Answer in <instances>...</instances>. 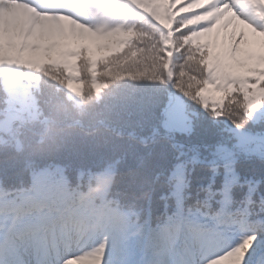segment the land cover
Here are the masks:
<instances>
[{"label": "snow or ice", "instance_id": "obj_1", "mask_svg": "<svg viewBox=\"0 0 264 264\" xmlns=\"http://www.w3.org/2000/svg\"><path fill=\"white\" fill-rule=\"evenodd\" d=\"M0 20L9 39L7 47L0 44V144L17 152L23 151L27 126L41 122L42 112L39 77L13 65L38 71L60 65L71 72L83 61L98 96L129 81L132 86L117 90L109 104L118 135L145 108L157 123H187L191 105L197 117L203 113L238 129L241 120L264 128V53L249 50L264 47V0H0ZM142 21L157 29L159 47L136 46L154 38L139 26ZM178 51L185 63L176 71ZM65 83L83 95L82 81ZM119 163L85 173L71 155L38 167L26 161V179L6 168L0 264H149L153 258L160 264H248L261 243L258 231L208 253L230 236L236 205L251 208L258 201L264 212V180L240 176L218 159L208 162L209 183L160 224L148 209L140 220L135 205L124 211L120 200L107 198ZM120 174L128 193L150 204L151 193L142 190L137 173ZM86 175L89 186L95 179L105 187L99 206L76 200ZM69 212L88 222L81 238L64 231Z\"/></svg>", "mask_w": 264, "mask_h": 264}, {"label": "trees", "instance_id": "obj_2", "mask_svg": "<svg viewBox=\"0 0 264 264\" xmlns=\"http://www.w3.org/2000/svg\"><path fill=\"white\" fill-rule=\"evenodd\" d=\"M79 68H81V71H82L81 81L84 83V91H83V95L80 96V98L82 97L83 99V105L81 104L79 106L80 108H83V110L82 112L78 111V114L81 113L85 115L84 116L77 115L75 118L80 119L83 122H88V121L96 122L98 119H103L101 118V116H103V117H106L107 120L109 119L113 121V117L107 116L109 115V113L105 111V108L109 107V104L111 101V98H109L108 96L106 97L107 92L106 94L104 93L107 89L99 96L94 94L93 90L87 87L88 85L91 84L92 77L88 73L87 67L83 61H81V67ZM23 72H24L23 74L30 73L34 77H39L40 88H39V91L36 92V95H37V99L39 102V107L42 112L41 118H54L57 120V118L65 114L64 110L66 109V107L70 105L72 102H75L71 100V98L76 97L77 94H75L74 92L68 89L67 83L65 82L70 81V80H68L65 77V75L50 74V75L56 76V78L52 80V79H46L44 74L41 75L42 72L38 71L35 68L27 67V69H23ZM121 84L122 85L113 84V86L111 87V89H113V92H116L117 90L122 89L126 86H132L129 81H123ZM59 92H64L68 96L67 100L69 101V103L63 102V100L60 98ZM85 94H90V95H85ZM59 106L60 108H58ZM190 108L192 111H194L192 109V105L190 106ZM76 111L77 110L74 109L73 113ZM73 113L71 112L70 115L72 116ZM143 121L146 123L147 119H143ZM133 122L135 123L134 128H137L136 121H133ZM241 125L242 126L239 129H241L244 133L256 134L259 137V140H256V143L259 145V147L264 148V128H261L258 124H253V123L245 124L243 120H241ZM218 127H220V130L218 131L219 134H221V132L222 134H224L225 132H228L233 137L234 140L238 138L237 134L234 131L236 127H234L232 123L228 124L226 121L225 123L221 122L219 123ZM196 128H197V121L195 119L194 129L196 130ZM156 131H160V130L152 128L146 134L148 135ZM193 133L191 134V136L193 135ZM28 135L30 136L36 135V133L28 130L25 137H27ZM124 135H125L124 133L122 135H117V134L111 135L113 136V139L111 137H108L107 139H109L110 140L109 142L111 143L107 142V144L113 150L112 143L119 144L121 140H127V139L132 141V139H129V137L127 136L124 137ZM155 143L156 144L161 143L162 145H164V149H157L156 150L157 152L155 153L151 149H148L149 153L151 154V157L156 156L155 159L157 162L164 163L168 168H171V169L175 168L178 162H175V163L171 162L174 154L176 153V149H174V147L171 146V142L164 138H160ZM119 152H121V150H119ZM124 152H126V150ZM210 153L211 151L207 152L204 155L206 160L214 159V156L210 155ZM237 157H238L237 159H234L232 161H230L229 159H218V160L223 161L224 166L226 168H229V169L234 168L235 171L240 174V176L246 177L250 180H257V181L264 180V155H259V154H254V153H251V154L245 153V154H238ZM127 158L131 159V157H127ZM208 162L209 161H206L205 163H201L199 165L194 166L193 172L198 174L195 179L196 182L197 181L199 182V180H209V178L211 177L212 173L208 169ZM216 162H217V159L214 161H211L212 164H215ZM136 166L138 167V165ZM188 166H191V163H188ZM136 170L140 172L139 169H136ZM140 180L142 182L141 186L142 187L144 186L146 191H149L150 189L153 188V184H154L153 175L140 176ZM256 205H259L258 201ZM263 215H264V212H263ZM257 231L261 233V243L257 244L255 248H259L260 246L264 247L263 224L261 225L260 223H258L257 228L255 230L249 229L247 231V235L252 232H257Z\"/></svg>", "mask_w": 264, "mask_h": 264}, {"label": "rangeland", "instance_id": "obj_3", "mask_svg": "<svg viewBox=\"0 0 264 264\" xmlns=\"http://www.w3.org/2000/svg\"><path fill=\"white\" fill-rule=\"evenodd\" d=\"M2 21V20H0ZM149 33H152L151 31ZM185 60H184V53L182 51H178L176 56L173 59V67L176 71H179L181 67L184 65ZM46 79H52L54 80L56 76L50 75L47 72L43 73ZM42 74V75H43ZM71 79L70 81H75L72 77H69ZM118 85H122L121 83ZM125 86V85H123ZM88 88H91V84L87 86ZM107 92V94H106ZM60 93V98L63 100L65 103H69L67 100L68 96L64 92H59ZM106 97L108 96L111 98L115 92H113V89L109 88L105 92ZM54 95V94H53ZM85 95H90V94H85ZM77 97H72L71 100L75 101L72 102L70 105H76L80 106L81 104L83 105V99L79 98V95H76ZM55 97V96H54ZM56 98V97H55ZM60 108V106L58 107ZM181 108H184V103H182ZM192 109L194 110V113L192 114V117L189 115V120L187 123H181L179 126L176 125H168V124H160L157 123L155 119L152 118L149 110L145 108L144 112L142 115L134 117L132 121L125 125L123 128V133L125 136L129 134H133L134 137H146L147 132L150 129H158V130H164L168 131L172 137L179 141V142H185V146L183 147L184 151V157L182 158L183 163H185V160L188 159V157H193V156H198L202 157L206 152L210 151H219V154L212 153L213 155H218L220 158H226L230 155L231 151H235L236 148H242L245 149L248 152L254 153V154H259V155H264V148L258 147L256 145V140H259V137L256 134L253 133H244L241 129L235 128V133L237 134L238 138L233 139V137L228 133L225 132L224 134H219L218 130H220L219 123L224 122V120L221 121H215L213 120L210 116L200 113L199 116H196V110L195 105H192ZM72 108L70 107L69 109H65L61 117L57 118V121L59 124H65V123H71L72 118H71V113ZM105 111L109 113L107 116H112L110 113V108L106 107ZM85 114H80L78 116H84ZM197 121V128L193 134V136L190 137V132L191 130L185 129L190 126V121L192 118L193 124L195 119ZM103 119H98L96 122H85L87 124H94L97 123L98 121H101V126L105 128V130H111L112 133L105 131V135L108 137H111L113 139V136L117 134L114 131L115 124L112 120H107L106 117L101 116ZM143 119H147V122L145 123ZM41 120L45 121V118H41ZM133 121H136L137 128L135 127V123ZM228 124H231L230 122L226 121ZM145 132V133H143ZM118 135V134H117ZM68 137H74L72 134H67ZM121 144L124 146L126 152L123 150L118 154V157H131L132 160H138L139 158H142L146 155V149L140 148L139 145L133 141L130 140H121ZM133 164L132 162H127ZM129 168L125 166L122 170L123 171H128Z\"/></svg>", "mask_w": 264, "mask_h": 264}, {"label": "clouds", "instance_id": "obj_4", "mask_svg": "<svg viewBox=\"0 0 264 264\" xmlns=\"http://www.w3.org/2000/svg\"><path fill=\"white\" fill-rule=\"evenodd\" d=\"M38 133L39 129L36 130V134ZM69 155L74 158L78 170L99 167L116 158L115 152L107 143H100L95 138L88 140L79 137L78 134L74 137L73 143L70 146H54V140L51 138L38 145L37 159L42 162L67 158ZM120 173H118L114 182L111 183L107 198L110 200H120L124 211L129 210L132 205H135L134 211L139 212V219L143 220L147 210L146 204L135 194L128 193L125 188L124 179ZM77 183H80L78 172ZM104 192L105 187L102 185L89 187L87 179L85 178L79 188V193L76 195V200L78 202H93L99 206L101 203L99 198ZM128 219L131 223H135L137 217L130 216ZM63 227L65 232L73 235V238H81L84 231L88 228V222L69 212L64 218Z\"/></svg>", "mask_w": 264, "mask_h": 264}]
</instances>
